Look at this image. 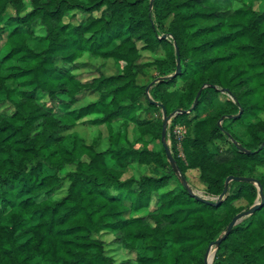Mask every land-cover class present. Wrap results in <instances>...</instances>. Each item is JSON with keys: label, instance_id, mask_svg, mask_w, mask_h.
Listing matches in <instances>:
<instances>
[{"label": "trees", "instance_id": "16d2710c", "mask_svg": "<svg viewBox=\"0 0 264 264\" xmlns=\"http://www.w3.org/2000/svg\"><path fill=\"white\" fill-rule=\"evenodd\" d=\"M263 1L0 0V264H264Z\"/></svg>", "mask_w": 264, "mask_h": 264}, {"label": "rangeland", "instance_id": "374dc122", "mask_svg": "<svg viewBox=\"0 0 264 264\" xmlns=\"http://www.w3.org/2000/svg\"><path fill=\"white\" fill-rule=\"evenodd\" d=\"M256 9L257 10H263L264 9V1L262 3H258L256 4ZM33 47L39 48V45H32ZM106 75H113L116 73V67L113 64V62H109L104 70ZM99 71L96 69L95 65L92 64H88L84 69H82V78L85 80H88L96 75H99ZM156 72L151 70L149 72V74L147 75L146 79H150L151 77L156 76ZM224 101V98H221V101L218 102L217 104L220 106L221 102ZM217 110V106L208 109L204 112V114L206 115L208 112L213 113ZM171 122H169L168 125V130H167V134L169 137V126H170ZM104 132V135L106 136L107 131L104 127L101 128ZM78 130L82 133V135L84 137H86V139L91 142V140L98 134V130L97 128H89V127H79ZM132 134V133H131ZM174 135V133H173ZM156 142H154L152 145H154ZM167 143L169 145V147L171 148L172 142L170 139H167ZM224 145V144H222ZM182 145H179V155L184 159V153L182 150ZM134 174L133 171L128 172L127 174L124 175V179L131 177ZM188 179H189V183L191 185V187L193 188L194 192H196L198 195L204 197V198H208V199H212L215 200V198L209 197L208 195L205 194L204 191V186L200 183L199 179H198V172L197 171H190L187 173ZM103 239L106 241L107 243V248L109 250V252L114 256V258L116 259V261L121 262V261H126L129 258H134V255L130 256L128 255L125 251H123L122 249L119 248L118 245L114 244V237L112 235H105L103 236ZM216 253V249L212 250L211 252V256L214 255ZM211 262V260H210Z\"/></svg>", "mask_w": 264, "mask_h": 264}, {"label": "water", "instance_id": "95a60500", "mask_svg": "<svg viewBox=\"0 0 264 264\" xmlns=\"http://www.w3.org/2000/svg\"><path fill=\"white\" fill-rule=\"evenodd\" d=\"M163 38H168L166 35L163 36ZM175 48L176 50H178V47L177 45L175 44ZM181 73V64L180 62H178V67H177V72L175 73V75H178ZM149 91V89H148ZM162 112H163V120H164V124H163V130H162V144L164 146V149L166 151V155H167V159L168 161L170 162V164L172 165L173 169L175 172H177V174L179 175L182 183L185 185V186H188V183L185 179V177L182 175V173L178 170L177 166H176V161L173 157V154H172V151H171V148L169 147L168 143H167V130H168V125H169V122H171V119L167 116V112L165 110V108L163 107L162 109ZM242 111H240V113L237 115L240 116ZM174 116V114L172 115ZM221 124V123H220ZM248 179H245V178H241V177H233V176H230L227 181H226V189L225 191L223 192L222 195H220L218 197V202L217 203H213L214 205H218L220 202H222L225 198V196L227 195V192H228V185L229 183H231L232 181H247ZM257 186L260 190V196L262 197V188L261 186L259 185V183H257ZM201 200L207 202L206 199H202L201 197H199ZM211 203V202H210ZM262 205V203L260 202H257L254 206H252L250 208V210L248 211H245V212H242L240 214H238L233 220L232 222L229 224L228 226V230L227 232L224 234L223 237H221L217 242L216 244L217 245H220L222 243L223 240H225L227 238V236L231 233L232 229L239 223L241 222L244 218L246 217H249L251 215H253L259 208L260 206ZM213 244L210 246L209 250H208V253H207V256H206V262L207 264H212L213 263V260H214V257H215V254L212 255L211 257V252L213 250ZM210 257H211V263H210Z\"/></svg>", "mask_w": 264, "mask_h": 264}, {"label": "built area", "instance_id": "2783aa9c", "mask_svg": "<svg viewBox=\"0 0 264 264\" xmlns=\"http://www.w3.org/2000/svg\"><path fill=\"white\" fill-rule=\"evenodd\" d=\"M174 135L176 137V139L181 142L185 135L187 134V130L184 127L178 126L174 129Z\"/></svg>", "mask_w": 264, "mask_h": 264}, {"label": "bare ground", "instance_id": "6f19581e", "mask_svg": "<svg viewBox=\"0 0 264 264\" xmlns=\"http://www.w3.org/2000/svg\"><path fill=\"white\" fill-rule=\"evenodd\" d=\"M212 257V256H211ZM211 257H210V260H211ZM211 263V262H210Z\"/></svg>", "mask_w": 264, "mask_h": 264}, {"label": "crops", "instance_id": "0c3cea01", "mask_svg": "<svg viewBox=\"0 0 264 264\" xmlns=\"http://www.w3.org/2000/svg\"><path fill=\"white\" fill-rule=\"evenodd\" d=\"M170 127V126H169Z\"/></svg>", "mask_w": 264, "mask_h": 264}]
</instances>
